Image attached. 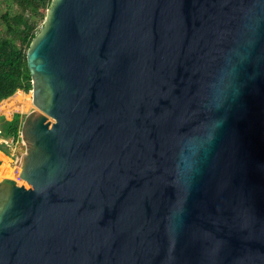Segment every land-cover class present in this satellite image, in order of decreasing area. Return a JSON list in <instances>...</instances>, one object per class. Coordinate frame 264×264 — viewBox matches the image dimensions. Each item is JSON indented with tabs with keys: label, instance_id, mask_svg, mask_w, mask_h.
Segmentation results:
<instances>
[{
	"label": "water",
	"instance_id": "water-1",
	"mask_svg": "<svg viewBox=\"0 0 264 264\" xmlns=\"http://www.w3.org/2000/svg\"><path fill=\"white\" fill-rule=\"evenodd\" d=\"M28 66L0 264H264V0H53Z\"/></svg>",
	"mask_w": 264,
	"mask_h": 264
},
{
	"label": "trees",
	"instance_id": "trees-1",
	"mask_svg": "<svg viewBox=\"0 0 264 264\" xmlns=\"http://www.w3.org/2000/svg\"><path fill=\"white\" fill-rule=\"evenodd\" d=\"M52 3L53 0H0V104L18 91L32 90L28 52L44 26ZM3 118L6 117L0 120ZM22 122L23 115L15 113L4 128L3 138L20 141ZM1 150H5L2 144Z\"/></svg>",
	"mask_w": 264,
	"mask_h": 264
},
{
	"label": "rangeland",
	"instance_id": "rangeland-1",
	"mask_svg": "<svg viewBox=\"0 0 264 264\" xmlns=\"http://www.w3.org/2000/svg\"><path fill=\"white\" fill-rule=\"evenodd\" d=\"M24 94H25V96H30L31 99H32V101L29 102L27 100L23 104H21V103H19V104L18 103H14L11 100L13 98V96H15V95H13L9 99H7L8 101L9 100H11V101H9L7 104L3 105L4 107L2 109H0L1 110L0 111V115H2V114L4 115L5 114V116H6V118H3L2 120H0V130H1L0 131V141L1 140L4 141V142H0V144H2V146L6 150V151L5 150H1L0 151V152H3L4 153V154L0 153V157H1L3 163L6 160L11 167H12V164H14L17 161L19 147H21V144L23 142V139L21 137L20 141H18V142H14V140L12 138H10V137L4 139L3 138L5 136L4 135V132H5L4 128L8 125L9 122L12 121L13 115L15 113H21L23 115V120H24L25 117H26V115L33 110V105H34V103H33V93L32 92H29V93H24ZM2 103L0 104V106L2 105ZM13 171H14L13 176H10V177H7V178L15 179L17 182L19 180H21V181H19V183H22L23 180L21 178L19 179V177L16 176L15 169H13ZM2 180L0 179V181H2Z\"/></svg>",
	"mask_w": 264,
	"mask_h": 264
},
{
	"label": "bare ground",
	"instance_id": "bare-ground-1",
	"mask_svg": "<svg viewBox=\"0 0 264 264\" xmlns=\"http://www.w3.org/2000/svg\"><path fill=\"white\" fill-rule=\"evenodd\" d=\"M14 103H21V104H23V103H25L27 100L29 101V102H31L32 101V99H31V97L30 96H25V94L22 92V91H19V92H17L16 94H15V96H13V98L11 99ZM11 100H9V101H11ZM8 100L7 101H4L3 103H2V105L0 106V109H2L4 106L3 105H5V104H7L8 102H9ZM1 111V110H0ZM9 160V159H8ZM15 172H16V170H15ZM13 174H14V171H13V168L9 165V163L5 160V162L4 163H2V165L0 166V179L2 180V179H5V178H7V177H10V176H13ZM17 177H19V173H18V175H17ZM19 181H21V180H19ZM19 181H18V183H19ZM20 184V183H19Z\"/></svg>",
	"mask_w": 264,
	"mask_h": 264
},
{
	"label": "built area",
	"instance_id": "built-area-1",
	"mask_svg": "<svg viewBox=\"0 0 264 264\" xmlns=\"http://www.w3.org/2000/svg\"><path fill=\"white\" fill-rule=\"evenodd\" d=\"M18 92H19V91H18ZM22 92H23V91H22ZM23 93H25V92H23ZM4 101H6V100H4ZM13 116H14V115H13ZM0 117H6V116H5V114H4V115L2 114V115H0ZM21 136H22V133L20 132V137H21Z\"/></svg>",
	"mask_w": 264,
	"mask_h": 264
},
{
	"label": "crops",
	"instance_id": "crops-1",
	"mask_svg": "<svg viewBox=\"0 0 264 264\" xmlns=\"http://www.w3.org/2000/svg\"><path fill=\"white\" fill-rule=\"evenodd\" d=\"M0 131H1V130H0ZM1 141H2V140H1ZM1 141H0V142H1ZM0 153L4 154L3 152H0ZM0 160H2L1 157H0ZM2 163H3V162H2Z\"/></svg>",
	"mask_w": 264,
	"mask_h": 264
}]
</instances>
